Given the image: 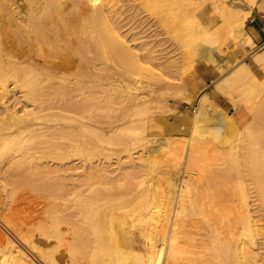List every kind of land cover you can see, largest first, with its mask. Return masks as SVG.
<instances>
[{"label":"bare ground","instance_id":"bare-ground-1","mask_svg":"<svg viewBox=\"0 0 264 264\" xmlns=\"http://www.w3.org/2000/svg\"><path fill=\"white\" fill-rule=\"evenodd\" d=\"M208 1L0 0V264H264V0Z\"/></svg>","mask_w":264,"mask_h":264},{"label":"rangeland","instance_id":"rangeland-1","mask_svg":"<svg viewBox=\"0 0 264 264\" xmlns=\"http://www.w3.org/2000/svg\"><path fill=\"white\" fill-rule=\"evenodd\" d=\"M206 2H207V4L208 5H210V2L208 1V0H206ZM204 5L203 6H208L205 2L203 3ZM260 15H262L261 17H263L264 16V12H261V13H259ZM257 18H255V15H254V17L251 19V21L250 22H248L247 23V25H246V29L247 30H249L250 31V33H251V30H252V25L254 24L255 26H256V28H258V25H257ZM249 26V27H248ZM263 27L262 28H264V25H262ZM260 33L262 34V37L257 41V40H254L253 38V44L251 45V46H249V48H248V51H250V49L251 50H253V49H259V46H263V44H264V31L262 32V31H260ZM252 35V34H251ZM169 44V42L166 44V45H164L165 47L167 46ZM254 46V47H253ZM170 47H171V45L168 47L169 48V50H170ZM260 47V48H261ZM167 48V49H168ZM171 52H172V49H171ZM169 53V54H172V53ZM175 57V56H174ZM247 60H248V62H249V64L250 65H252V62H251V57L249 56L248 58H247ZM203 63V62H202ZM201 63V65H203ZM203 72H205L206 73V78L204 79V82H205V90H206V92L213 98V106H220V107H222V108H224L225 109V111L227 112V114H228V116L229 115H231L233 118V120L234 121H237V122H240L242 125L243 124H245V123H247L248 121H249V116H248V114H249V112L247 111V109L246 108H244V107H241V106H237V105H233L232 104V102L224 95V94H222L218 89H216V86L214 85V83L212 82V74L210 73V70H212V69H208V68H204V67H201L200 68ZM254 69V71L256 70V68H253ZM205 70V71H204ZM207 70V71H206ZM213 71V70H212ZM209 72V73H208ZM258 75H261V73H258ZM208 79H210V81L208 80ZM169 99H168V103L171 105V107H172V111L173 112H170V113H177L178 115L177 116H174V117H177V118H179V119H184L183 117H180V114H181V116L184 114V113H187V114H189V113H191V112H194V110H195V107L193 106V105H191V104H187L182 98H180L179 96H174L173 95V97L172 96H170V97H168ZM181 111V112H180ZM201 110H199L197 113L198 114H201ZM179 116V117H178ZM174 122V121H173ZM183 122V123H182ZM182 123V124H181ZM176 124H178L177 126H178V129L179 128H181V129H183V131L186 129V127L185 126H187V123H185L183 120L182 121H179L178 123H176ZM183 125V127L181 126V125ZM181 126V127H180ZM180 129V130H181ZM117 155V154H116ZM116 155H112V160L114 159V156H116ZM135 155V154H134ZM119 156V157H118ZM121 156V157H120ZM122 156H124V158H122ZM116 157H118V159H122V161L125 159V153L123 154H121L120 155V153H119V155H117ZM117 158H115L114 159V161H117L116 160ZM114 161H112L113 163H114ZM117 165V164H116ZM32 196V195H31ZM31 196H29L27 199H23L21 202H20V204H19V206H17L14 210V212L16 213V212H19V214H20V216H22L23 217V219L26 221V222H29V221H35V220H37L38 219V217H39V215H41L40 213H42L41 211L44 209V208H42V206H45V202L43 203V200L45 201V199H43V197L44 198H46V196L44 195V196H42L41 197V195H39V194H37V195H34V196H36V197H31ZM42 198V200H41V198ZM30 203H29V202ZM40 203V204H39ZM0 204H2V203H0ZM3 205V204H2ZM20 205H21V207H20ZM38 205H39V207H38ZM0 207H1V205H0ZM18 207H20V209H18ZM21 208H23V209H21ZM31 209V212H30V209ZM41 209V211H39V210ZM36 211H39L38 213H36ZM23 214H22V213ZM38 214V215H37ZM29 216V217H28ZM140 237V238H139ZM142 238V236L140 235V233H139V231L137 230V229H134L133 231H132V242H133V244L138 248V249H140V248H142L141 246H142V244L144 245V243H142L141 244V242H143V239H141ZM140 241V242H139ZM261 252L260 253H262V256H264V249H262V250H260Z\"/></svg>","mask_w":264,"mask_h":264},{"label":"crops","instance_id":"crops-1","mask_svg":"<svg viewBox=\"0 0 264 264\" xmlns=\"http://www.w3.org/2000/svg\"><path fill=\"white\" fill-rule=\"evenodd\" d=\"M259 15V16H258ZM262 15H260L259 13L255 14V18H257V25H258V28L256 29V26L253 24L252 25V29L251 30V34H252V38L254 40H259L261 37H262V34L260 33V31L263 32V26L264 25V16L261 17Z\"/></svg>","mask_w":264,"mask_h":264},{"label":"built area","instance_id":"built-area-1","mask_svg":"<svg viewBox=\"0 0 264 264\" xmlns=\"http://www.w3.org/2000/svg\"><path fill=\"white\" fill-rule=\"evenodd\" d=\"M263 31H264V28H263Z\"/></svg>","mask_w":264,"mask_h":264}]
</instances>
